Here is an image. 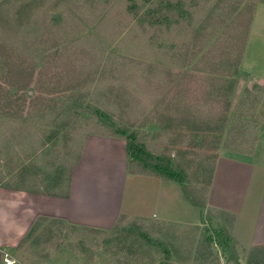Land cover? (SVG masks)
Returning <instances> with one entry per match:
<instances>
[{"label":"rangeland","instance_id":"rangeland-1","mask_svg":"<svg viewBox=\"0 0 264 264\" xmlns=\"http://www.w3.org/2000/svg\"><path fill=\"white\" fill-rule=\"evenodd\" d=\"M262 25L264 0H0V186L68 193L99 134L158 157L201 209L197 225L41 217L0 264H264V244L237 243L233 216L206 205L219 152L250 150L264 122L262 68L248 60ZM152 183L130 189L121 169L91 193L116 206L147 195L154 211L170 192ZM22 213L6 224L12 238Z\"/></svg>","mask_w":264,"mask_h":264},{"label":"crops","instance_id":"crops-1","mask_svg":"<svg viewBox=\"0 0 264 264\" xmlns=\"http://www.w3.org/2000/svg\"><path fill=\"white\" fill-rule=\"evenodd\" d=\"M261 43L264 41V25L257 30ZM258 47L250 58L262 71L256 77L264 83V47ZM257 48V47H256ZM263 59V60H262ZM247 66V63L246 65ZM126 143L122 138L90 134L85 142L77 164L72 168L69 192L59 195L27 188L0 186V260L8 250L22 242L35 222L41 217L58 218L78 226L110 229L122 215L146 217L168 223L197 225L200 223V208L186 197L178 182L167 178L132 173ZM124 170L125 183L146 181L157 183L168 190L165 198L153 210L147 201L132 203L126 194L120 196L118 205L109 200L110 194L102 197L109 201L97 205L92 189L114 183L115 171ZM244 182V183H243ZM94 185V187L92 186ZM110 192V191H109ZM130 196V194H129ZM98 198V197H96ZM148 199V200H147ZM153 203V202H151ZM206 205L233 216L232 236L240 243L264 244V122L259 125L255 143L250 150L223 148L215 161L210 184L207 187ZM22 210L29 214L30 221L21 232L12 238L8 223H19ZM191 214V215H190ZM179 215L188 216L182 219ZM145 218V219H146ZM5 224V225H4ZM249 240H243V234Z\"/></svg>","mask_w":264,"mask_h":264},{"label":"trees","instance_id":"trees-1","mask_svg":"<svg viewBox=\"0 0 264 264\" xmlns=\"http://www.w3.org/2000/svg\"><path fill=\"white\" fill-rule=\"evenodd\" d=\"M113 122L115 124H117L115 120H113ZM126 134H127L126 132H123L124 136ZM7 142H8V140H7ZM9 143H10L11 147H12V145H14L12 142H9ZM127 144H128L127 145L128 155L130 156V159H133L130 161V171L132 173L177 180V176H176L177 173L175 172V173L169 174L172 169H170V166L164 167L162 160H160L158 157L149 158V157H147L146 154L142 155L141 153H139L136 150V148L132 147V144L131 145L129 143H127ZM137 161L141 162L138 164L141 166L140 169L136 165ZM161 167H163V168H161ZM67 194L68 193L66 192V194H64V195H67Z\"/></svg>","mask_w":264,"mask_h":264}]
</instances>
